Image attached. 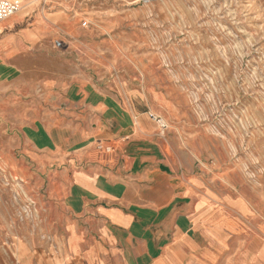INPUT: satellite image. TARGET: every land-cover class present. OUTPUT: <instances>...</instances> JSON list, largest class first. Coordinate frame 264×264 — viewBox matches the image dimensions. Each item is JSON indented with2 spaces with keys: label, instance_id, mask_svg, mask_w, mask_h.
I'll list each match as a JSON object with an SVG mask.
<instances>
[{
  "label": "rangeland",
  "instance_id": "rangeland-1",
  "mask_svg": "<svg viewBox=\"0 0 264 264\" xmlns=\"http://www.w3.org/2000/svg\"><path fill=\"white\" fill-rule=\"evenodd\" d=\"M32 8L42 30L26 43L29 53L0 49V80L8 78L5 65H14L26 86L12 91L0 82V144L14 136L22 107L33 104L44 117L65 110L47 96L69 90L76 99L77 88L97 89L134 117L143 113L166 154L203 173L218 196L255 208L250 239L264 247V0H35ZM55 40L70 48L56 49ZM60 78L64 86L41 85ZM150 113L163 119L164 134ZM13 155L0 151V241L30 215L35 220L30 184ZM244 200L227 203L251 215Z\"/></svg>",
  "mask_w": 264,
  "mask_h": 264
},
{
  "label": "crops",
  "instance_id": "crops-1",
  "mask_svg": "<svg viewBox=\"0 0 264 264\" xmlns=\"http://www.w3.org/2000/svg\"><path fill=\"white\" fill-rule=\"evenodd\" d=\"M34 1L0 22V49L29 53L26 43L42 30L31 21ZM4 68L3 88L26 87L15 80L16 66ZM27 85L33 92L35 84ZM88 87L76 86V99L69 90L56 100L47 96L64 111L40 117L31 104L14 115L15 134L0 151L14 154L13 165L26 174L35 220L30 215L1 239L0 264H264V247H256L247 225L256 224L255 208L241 197L218 196L203 173L183 165L178 153L166 154L143 113L134 117ZM99 141L114 148L111 162L98 161ZM228 198L244 200L253 213L243 215Z\"/></svg>",
  "mask_w": 264,
  "mask_h": 264
},
{
  "label": "built area",
  "instance_id": "built-area-1",
  "mask_svg": "<svg viewBox=\"0 0 264 264\" xmlns=\"http://www.w3.org/2000/svg\"><path fill=\"white\" fill-rule=\"evenodd\" d=\"M22 9V4L17 1V0H0V22L5 21L12 16L16 15L19 13ZM88 23H84L83 27H87ZM54 47L58 50H64V49H69L70 48V43H67L63 40H55L54 41ZM149 117L152 121L156 122L160 128H161V134H164L167 126L163 122V119L161 117L155 116L154 114H149ZM97 150L103 157H110V161L113 160V155H114V148L112 146L106 145L105 143L99 141L97 144Z\"/></svg>",
  "mask_w": 264,
  "mask_h": 264
},
{
  "label": "bare ground",
  "instance_id": "bare-ground-1",
  "mask_svg": "<svg viewBox=\"0 0 264 264\" xmlns=\"http://www.w3.org/2000/svg\"><path fill=\"white\" fill-rule=\"evenodd\" d=\"M134 243V242H133ZM253 244V243H252Z\"/></svg>",
  "mask_w": 264,
  "mask_h": 264
}]
</instances>
